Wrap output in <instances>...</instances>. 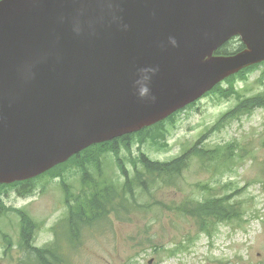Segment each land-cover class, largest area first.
I'll return each mask as SVG.
<instances>
[{"label":"water","instance_id":"obj_1","mask_svg":"<svg viewBox=\"0 0 264 264\" xmlns=\"http://www.w3.org/2000/svg\"><path fill=\"white\" fill-rule=\"evenodd\" d=\"M234 36L242 52L213 56ZM259 61L264 0H1L0 184L154 125Z\"/></svg>","mask_w":264,"mask_h":264},{"label":"bare ground","instance_id":"obj_2","mask_svg":"<svg viewBox=\"0 0 264 264\" xmlns=\"http://www.w3.org/2000/svg\"><path fill=\"white\" fill-rule=\"evenodd\" d=\"M235 43V40L229 39L223 46L228 45L234 50L235 46L232 45ZM236 44L238 45V43ZM254 95L243 96L244 98H250ZM201 99L199 98V100ZM199 100L192 102L190 106H183L175 110L176 112L171 114L174 116V121H161L159 127L157 129L153 128L151 131L145 129L138 131V135L144 141L140 146L142 147L147 143L152 151L169 152L168 138L170 137V131L175 128L176 116L185 110L191 109ZM233 108L236 109L237 115L232 116V119L226 125L241 116L251 115L257 109H264L257 108L255 103L248 102L247 99H236ZM224 127L225 125L206 128L196 140L189 145H183L178 154L168 157L165 161L153 160L143 151H139L138 154L132 156L129 151L127 162H125L119 155L123 151V148L120 147L115 154L106 155H112L115 158V166L118 169V174L111 177L103 174L102 171L106 156L97 168L92 165L80 166L81 171L71 168L64 172L61 177L51 178L46 173L66 163L73 156L67 161L51 167L41 174L40 180H58L60 184L58 188L61 189V192L58 193L56 190H52V192L58 195V204L64 206L61 219L55 223L52 230L50 229L53 242L42 246L35 243L34 237L43 230L42 222L30 229L18 223L14 229V233L18 237L16 244L13 243V237L5 233L7 232L6 227H0V246L4 249L6 255L15 247L20 252H26L29 257L26 261L19 260L20 264H86L90 262L89 259H86L85 262L74 263L72 260L73 254L80 250L86 238L94 236L96 233L103 234L115 228V223L126 221L130 216H136L138 213H148L154 208L160 207L173 213L175 219H177L175 215L185 219L189 225L188 235H184L182 241L176 242L174 240L172 247L158 244L153 236L148 237L147 243L140 245L141 253L150 250V255H164L171 259L186 251L200 236L213 239L222 226L236 224L241 228L249 222L250 218L247 217L252 212L253 206L241 199L244 188H238L235 181L221 184L220 178L234 174L235 171L241 169V164L248 161L254 167L255 160H259L260 166L262 165L261 169L257 168L261 176V173H264V158L260 159L257 156L258 151L252 146L254 144L250 142L246 145H241L236 141L210 145L207 142L208 137ZM157 131H159V134H157ZM260 143L264 150V138ZM136 144H139L137 138L129 140V150ZM140 153L146 157V162L143 164L135 160ZM130 159H132V163L129 161ZM127 164L132 167V174L128 173L130 170L127 168ZM108 167L110 166L108 165ZM106 169L112 170V166ZM187 173L190 175L196 174L198 177L185 186L181 182L185 180ZM66 174L68 180L70 177L78 178V186L72 187L68 184L65 181ZM203 175L207 176L216 187L206 184L200 178ZM256 176L258 179L248 180V185L258 183L264 186V179H261L258 174ZM31 187L24 195L30 193ZM41 187L45 189V185ZM163 188L173 190L175 194L180 193L184 195V198L178 204L164 206L154 197V194ZM221 190H223V193ZM98 192L105 193L108 196L103 199L93 194ZM1 194L2 190H0V196ZM26 212L24 209L12 211L8 210L7 207L0 206V223L3 222V219L9 218L10 214L8 213L18 216L19 221H35ZM51 216V214H48L46 217L50 218ZM4 223L6 225V220H4ZM146 231L148 232L149 229ZM153 261H155V258L150 259L148 264H152Z\"/></svg>","mask_w":264,"mask_h":264},{"label":"rangeland","instance_id":"obj_3","mask_svg":"<svg viewBox=\"0 0 264 264\" xmlns=\"http://www.w3.org/2000/svg\"><path fill=\"white\" fill-rule=\"evenodd\" d=\"M236 45L235 43L232 46ZM227 49L230 50L231 47L228 46ZM262 62H257L258 66H254V71L248 74L249 79L246 83L238 82L236 85L237 90L242 92L245 97L264 91V79L260 77L264 75ZM235 102V97H222L216 92L203 97L191 109L176 116L175 128L170 131L168 138L169 152L152 151L145 143L142 147L139 144L132 146L130 149L132 156L138 154L139 151H143L153 160L160 161L175 156L180 152L183 145H189L196 140L206 128L212 127L222 115L231 110ZM263 138L264 109H257L249 116H241L229 122L219 132L208 137L207 142L210 145L228 141H236L241 145H246L250 142L257 149V156L263 159L264 150L260 143ZM119 155L122 160L127 162L129 156L127 150H123ZM104 161L103 174L108 177L117 175L118 169L115 166V158L109 155L105 157ZM260 164L259 160H255L254 168L249 161L245 162L241 164V169L235 171L234 174L220 178L221 184L235 181L238 188H244L241 199L253 206L252 212L247 217L250 218L249 222L241 228L236 224L222 226L213 239L200 236L186 251L171 259L164 255H150V250L141 253L140 245L146 244L148 237L153 236L158 244L172 247L174 240L176 242L182 241L183 236L188 235L189 225L185 219L176 215L177 219L173 218L174 214L166 208H154L151 212L138 213L136 216H130L126 221L115 223V228L103 234L96 233L94 236L86 238L80 250L73 254V263L85 262L86 259H89L90 262L86 264H148L150 259L155 258L152 264H264V186L258 183L249 186L247 183L248 180L258 179L257 174L261 179H264V173H261L260 176L257 170L258 167L261 169L262 165L260 166ZM108 165L112 166V170L106 169L110 168ZM127 168L132 171V167L128 164ZM197 177L196 174L187 173L185 180L181 183L186 186ZM200 178L209 186L215 187L207 176L203 175ZM65 181L72 187L79 184L78 178L70 177L68 180L67 174ZM42 185H45V189L41 187ZM30 186L32 187L28 195L23 194L24 187L21 185L0 188L2 190L0 206L7 207L8 210L12 211L24 209L35 221H19L18 216L8 213L10 214L9 218L3 219L0 227H6L8 233H5L11 235L13 243L16 244L18 237L14 233V229L18 223L30 229L42 222L43 230L34 237L35 243L41 246L46 243L51 244L53 242L52 227L64 213V206L58 204V195L52 192V190H56L60 193L61 189L58 188L60 184L57 179L53 181L37 180L28 183L25 190H29ZM221 192L223 193V190ZM93 194L102 197L108 196L101 192ZM154 197L164 206H171V204L180 203L184 195L175 194L173 190L163 188L156 192ZM48 214L52 216L47 218ZM4 220H6V225ZM147 229H149L148 232ZM137 254L139 255L137 256ZM28 257L26 252H20L17 247L6 255L0 246V264H20L19 260L26 261Z\"/></svg>","mask_w":264,"mask_h":264},{"label":"trees","instance_id":"obj_4","mask_svg":"<svg viewBox=\"0 0 264 264\" xmlns=\"http://www.w3.org/2000/svg\"><path fill=\"white\" fill-rule=\"evenodd\" d=\"M235 42L238 43V45L234 47V50L232 48L230 50H228L227 49L228 45L222 46L219 50H217L215 55H221V56H228L229 55L230 56V55H233L234 53L240 52L244 48V46L240 43L239 40H236ZM254 69H255V67L251 66V67L244 69L243 71H241L237 75L229 77L228 79L225 80L226 81L225 85H222V84L217 85L213 89V92L218 93L222 97L231 96V97H235L236 99H247L248 102L255 103L257 108H264V92H260V93L254 95L250 98H244L242 92H239L237 90V86H236L237 83L238 82L246 83V81L248 79V74L253 72ZM260 77H263V79H264V75H262ZM234 115H237L235 108L231 109L226 114L222 115L212 127H218L220 125H226V123L230 119H232V116H234ZM173 118H174V116H171L166 121H174ZM159 124L160 123L155 124L154 126L147 128L145 130L151 131L153 128L157 129L159 127ZM157 134H159V131H157ZM134 136L138 139L139 145L144 143V141L138 135V133H136ZM128 137H133V135L124 136L122 138L115 139L111 142L91 146V147L87 148L86 150L82 151L81 153H79L78 155L72 157L66 163L59 165V166L53 168L52 170L48 171L46 173V175L51 177V178L61 177L64 172H66L67 170H69L71 168H76V169H79L81 171L80 166L84 167L86 165H92L93 167L97 168L99 166V164L101 163V160L107 154H112V153L115 154L121 145L129 152L130 151L128 148L129 141L127 140ZM135 160H136V162L143 164L146 162V157L140 153L139 157L136 158ZM129 161L132 163V159H130ZM151 162L155 163L153 161H151ZM61 170H62V173L60 174ZM28 183H30V182L16 183V185L17 186L21 185L22 187H24L23 194H26L28 191L25 190V186H28ZM3 187H9V186H0V188H3ZM124 189L127 190L126 188H124ZM214 189H216V188H214ZM97 197L105 199V197H102L100 195H97ZM78 210H79V208L77 209V211Z\"/></svg>","mask_w":264,"mask_h":264},{"label":"clouds","instance_id":"obj_5","mask_svg":"<svg viewBox=\"0 0 264 264\" xmlns=\"http://www.w3.org/2000/svg\"><path fill=\"white\" fill-rule=\"evenodd\" d=\"M173 43H175V41H173Z\"/></svg>","mask_w":264,"mask_h":264}]
</instances>
